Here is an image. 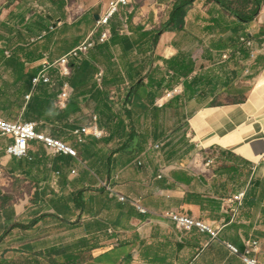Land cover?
<instances>
[{
    "label": "crops",
    "instance_id": "0c3cea01",
    "mask_svg": "<svg viewBox=\"0 0 264 264\" xmlns=\"http://www.w3.org/2000/svg\"><path fill=\"white\" fill-rule=\"evenodd\" d=\"M110 1L0 0V49L7 56L0 70L14 77V93L22 96L12 102L7 82L0 111L17 106L15 122H35L38 132L79 152L78 159L54 155L31 141L27 158L11 157L14 139L0 138L11 195L16 185L32 191L12 207L0 190V264H245L249 242L259 243L252 257L264 264V0L250 21L217 0H194L184 27L161 34L177 0H130L110 21L104 53L95 47L86 56L97 69L87 72L74 61L70 78L52 70L56 86L33 89L43 64L88 38ZM254 6L241 8L251 13ZM35 36L43 45L31 48ZM53 46L60 56L47 52ZM22 71L27 86L17 83ZM100 71L121 78L103 87ZM64 82L71 87L66 120L27 114L34 97L44 101L45 94L54 97L53 116L66 110L56 104ZM99 88L110 95L123 88L121 105L95 100ZM131 90L132 106L123 101ZM94 116L103 137L77 142L72 132ZM105 183L128 201L111 196ZM172 212L204 221L218 237L179 230L166 217Z\"/></svg>",
    "mask_w": 264,
    "mask_h": 264
},
{
    "label": "built area",
    "instance_id": "2783aa9c",
    "mask_svg": "<svg viewBox=\"0 0 264 264\" xmlns=\"http://www.w3.org/2000/svg\"><path fill=\"white\" fill-rule=\"evenodd\" d=\"M130 0H111L108 9L105 13L100 15L97 20L96 27L94 31L86 38L82 43H80L75 48L71 49L70 52L55 62H45L39 74L33 79V89L40 84H46L50 87L56 86V81L51 76L52 70H56L61 78L68 79L72 75V62L80 61L85 55H87L92 48L97 44H102L107 42L111 37L110 21L118 13L121 5H126ZM98 32L97 36L95 35ZM251 44V42H249ZM9 54V53H8ZM227 57V55H226ZM103 77V71H100L97 76V81L101 83ZM32 94L26 97L29 101ZM71 97V87L68 82H64L62 85L61 93L57 97L56 104L60 109H66ZM98 118L94 116L92 118V123L88 126H84L80 129L74 130L72 136L74 139L82 143L86 135H93L96 138L101 139L103 137V132L98 128L97 125ZM13 138L14 144L7 148V154L11 157L17 158H27L29 151V144L31 141L42 142L45 147L54 155H67L75 159L79 158V152L68 143L55 139L49 135L40 133L37 131V123L35 122H11L8 120L0 119V138ZM161 145H155L154 149H160ZM141 165V163H140ZM5 177V166L0 162V184L3 182ZM105 189L111 194V196H116L120 202H127L128 200L116 193L114 187L111 183L104 184ZM246 193H242L238 196L237 202H239L240 207L243 206ZM134 206L142 214L147 212L141 208L138 203L132 202ZM166 217L171 220L179 230L182 231H192L193 229H199L202 232H207L213 235L215 238L218 237L219 232L208 225L204 221H199L194 218L179 214V213H169ZM232 251L239 254V250L230 246ZM259 248L258 242H249L248 249L245 254L242 255L245 264H260L258 259L252 257L253 253H256Z\"/></svg>",
    "mask_w": 264,
    "mask_h": 264
},
{
    "label": "trees",
    "instance_id": "16d2710c",
    "mask_svg": "<svg viewBox=\"0 0 264 264\" xmlns=\"http://www.w3.org/2000/svg\"><path fill=\"white\" fill-rule=\"evenodd\" d=\"M194 0H177L174 8L172 10V14L170 16V19L162 24V27L159 29V34H161L163 31L165 30H169V29H182L184 27L185 24V17L187 15V12L190 8V6L192 5ZM219 1L225 8L231 10L232 12H234L235 14H237L240 18H242L245 21H250L253 19V16L255 14H257L258 9L262 6V2L263 0H217ZM251 4H254V8L255 10L251 13H247L246 11L242 10V6H249ZM106 43L103 44H97L95 47L98 48L99 53H104V48ZM127 47L129 45H126ZM94 47V48H95ZM90 53V52H89ZM88 53V54H89ZM87 54V55H88ZM87 55H85L82 60L80 59V61L77 62H82L80 65V68L87 71V72H93L94 69H97V67L94 65V63H92L91 60L87 59ZM7 58L6 56V51L3 49H0V65L3 64L5 62V59ZM84 60V61H83ZM72 64H74L72 62ZM71 64V66H73ZM11 65H20L21 67H24V64H20V63H16V61L11 62ZM73 69V68H72ZM72 75H73V71H72ZM71 75V76H72ZM27 76L23 75V71L21 72V75L19 74V77L17 79V83H25L26 86L28 85V81H27ZM121 76L119 74V72L114 73L111 77H109L107 79L106 76L102 77V85L103 87H107L110 86V84H116L119 82ZM133 90L128 91L124 97L125 104H131L132 102V97H133ZM45 100L42 101L39 98H35L34 97V101H32V103L30 102V104H28L27 107V114L28 115H33V116H37V117H41L44 116L47 119L48 118H54L56 117L57 119H61V120H66L69 117V111L68 109L63 110V111H57L56 115L53 116V108L52 105L53 104V95H44ZM95 100H106L109 101V103L111 104V106H113L115 103L110 99V93L107 91L101 90V88H99L98 91H96V93L94 94ZM129 113V112H128ZM6 204V203H4Z\"/></svg>",
    "mask_w": 264,
    "mask_h": 264
},
{
    "label": "rangeland",
    "instance_id": "374dc122",
    "mask_svg": "<svg viewBox=\"0 0 264 264\" xmlns=\"http://www.w3.org/2000/svg\"><path fill=\"white\" fill-rule=\"evenodd\" d=\"M43 15H45L46 16L45 19L46 20H50L51 23L54 22V21L57 22L56 17H54L53 15H50L48 12H43ZM67 32L71 34L70 30L67 31ZM32 39H34V40L33 41L30 40L31 48H36L38 46V44H42L43 45L42 40H37L36 36L34 38H32ZM42 45H41V47H43ZM64 45H66V43H62L60 48H62ZM47 52L51 53V56H55V57L56 56H60L59 53L56 52V48L54 46L52 47L51 51L48 50ZM10 54L12 55L13 52H10ZM32 68L33 69H31V71L35 70L37 67L33 66ZM7 82H11V101L14 102V103H17L19 101L21 102L22 101V96L19 95V94L17 95L16 93H14V91L17 89V86L14 85V77L12 75H10L6 70L1 69L0 70V89L1 90H3V91L6 90L7 91V88H9L8 85H7ZM124 93H125V91H124L123 88H121L118 93H116V92L111 93L110 96H111L112 101L115 103V105H118V106H116V108H118L119 105H121ZM162 94L164 96L165 95L167 96L166 93L162 92L161 96H163ZM24 96H26V94ZM0 99H2V97H0ZM0 104L2 106H4L3 103L0 102ZM131 106H132V103H131ZM20 113H21V109L18 108L17 106L15 108H13V109H10L9 111H7L6 109L5 110L1 109V111H0L1 118L6 119L8 121H14V122L19 120ZM175 113H178V112H176V109L173 108L172 110H170V113H168L167 116H166L167 117L166 122L169 124L168 125L169 127H171V125L173 123V118L175 116ZM0 190L2 192L5 191L6 194L7 193L10 194V195H7V196H10L12 200L7 205L11 204L12 207L14 205L13 203H14L16 197H17V201L19 202L20 201L19 198L20 199L24 198L26 193L29 194V195L32 193V191L29 188H27L26 191H23V187L22 186L20 187V186L16 185L15 188L13 189L14 195L12 196L11 195V174L7 170L5 171V177H4L3 182L0 184ZM32 197H33V195H32ZM0 208H2V207H0Z\"/></svg>",
    "mask_w": 264,
    "mask_h": 264
},
{
    "label": "bare ground",
    "instance_id": "6f19581e",
    "mask_svg": "<svg viewBox=\"0 0 264 264\" xmlns=\"http://www.w3.org/2000/svg\"><path fill=\"white\" fill-rule=\"evenodd\" d=\"M251 105H252V103H251ZM228 108V107H227ZM246 150V149H245Z\"/></svg>",
    "mask_w": 264,
    "mask_h": 264
}]
</instances>
